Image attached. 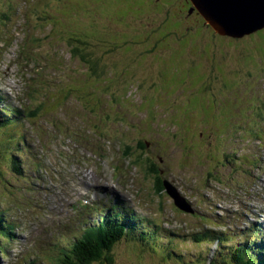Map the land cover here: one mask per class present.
I'll return each instance as SVG.
<instances>
[{
    "label": "rangeland",
    "instance_id": "1",
    "mask_svg": "<svg viewBox=\"0 0 264 264\" xmlns=\"http://www.w3.org/2000/svg\"><path fill=\"white\" fill-rule=\"evenodd\" d=\"M56 1L0 0L2 10L11 5L9 24H0V94L5 104L9 108L23 105L30 88L42 80L41 86H45L44 80L49 79L56 85L62 78L65 93L40 88L35 97L30 90L25 101L27 113L33 106V131L44 138L52 135L55 140L63 139L53 150L40 135L53 157L58 150H68L67 156L77 153L96 163L100 159L93 152L110 147L117 151V145L128 148L129 164L133 165L129 177L135 175L142 182L141 203L163 223L165 233L160 243L174 240L170 256L174 262L187 264L188 258L205 253L228 257L233 251L245 253L256 264L264 261V254L255 249L259 244H252L255 234L264 231V223L254 224L251 233L249 229L254 226L243 230L249 223L264 219V201L260 200L264 198V184L257 177L264 172V161L259 154L263 169L250 168L239 157L252 148V140L257 141L252 133L264 128V29L242 40L219 37L200 16L187 15L189 5L183 0H58L56 12L50 14L49 6ZM105 8L107 14L100 13ZM31 11H36L38 22L33 20L38 25L26 17ZM48 23L54 26V32ZM97 27H102L100 33L93 31ZM75 31L92 33L90 41L96 55L90 58L96 60L102 57L99 52L105 45L99 37L106 38L107 34L108 40L113 34L121 42L120 49L107 57L103 72L91 75L90 68L72 56L69 45L76 37H69ZM30 36L47 37L28 48L38 59L33 58L31 66L29 61L14 66L17 52H8L2 43L18 46ZM120 64L124 65L119 68ZM119 88L121 95L111 96L112 90ZM23 125L25 139L20 146ZM26 129L31 130L26 120L11 130L1 128L0 145L13 139L20 151H30ZM258 137L264 140L262 133ZM143 143L145 148L140 149ZM255 144L256 151L264 148V142ZM3 150L0 147V184L4 182L0 199L16 191L11 200L21 196L27 201L21 188L33 174L14 175L15 167H9L8 162L14 148L11 154ZM15 153L18 164H22L21 152ZM41 158L37 154L35 162ZM152 167L156 175L151 177L146 171ZM160 180L166 192L156 189ZM39 185L42 191L33 200L34 206L48 199L51 194L46 189L55 186ZM172 189L179 197H171ZM109 202L118 201L112 197ZM175 202L194 214L179 210ZM136 216L143 217L135 214L130 219ZM105 217L104 212L97 224ZM203 217H210V222ZM203 229L219 231L231 246L209 243L204 251L199 249L196 237L189 234ZM40 236L57 239L53 233L41 232ZM118 249L129 258L122 261L116 251L114 264L156 261L148 253L137 257L131 249ZM184 251L189 255L178 259ZM162 264L171 263L162 260Z\"/></svg>",
    "mask_w": 264,
    "mask_h": 264
},
{
    "label": "trees",
    "instance_id": "2",
    "mask_svg": "<svg viewBox=\"0 0 264 264\" xmlns=\"http://www.w3.org/2000/svg\"><path fill=\"white\" fill-rule=\"evenodd\" d=\"M183 2L185 3L186 0H183ZM96 3H98V2H96ZM6 7L11 9L10 4L7 5ZM8 8H6L5 10L0 9V24L1 25L9 24L10 10H8ZM100 13L107 14V9L105 8V9L101 10ZM41 21H42V19H41ZM41 25H43V24L40 23V26ZM49 25L52 26L51 24H49ZM117 27H120V26L117 25ZM100 29L102 30V27H97L93 31H95V33H100ZM52 30L54 32L53 26H52ZM108 30H109V32L114 33L113 30H111L109 28H108ZM260 33L261 32H259L258 35ZM91 34L92 33H86V31H82V34H77L78 36L69 45V48H70V53L72 54V56L75 58H79L86 66H88L90 68L89 69L90 74L94 75V73L96 71L103 72V70L105 69V64L108 61L107 57L110 56V54H113L114 52H116L118 49H120L118 47L120 46L121 42L119 40H115L114 36H112L113 34L109 35L108 40H107V34L105 35L106 38L104 37V35L99 37V39L102 40L105 45L103 46V51L99 52V54L102 57H97V60H96L94 57L90 58V55H92V56L96 55L94 50H93L94 44H93V42L90 41V35ZM97 35H99V34H97ZM46 38L47 37H44L42 39L37 38V41L41 42V41L45 40ZM31 40L35 41V38H32ZM234 40H238V39L236 38ZM99 43H101V41H99ZM0 51H2L1 48H0ZM123 65L124 64H120L119 68H121ZM140 86L141 85H139V87ZM120 89L121 88H119L118 90H112L111 96L115 97L117 94L121 95V93L119 92ZM115 91H118V92H115ZM20 117L22 118L23 122H25L24 117L22 115ZM0 127H2V125H0ZM23 129H24V125H23L22 133H21L22 136H23ZM139 148L142 149V146H139ZM10 163L14 164L13 159L10 160ZM153 172L156 173V171H154V170H153ZM3 183L4 182H2V184ZM2 184H0V186ZM161 190L162 189H160V191ZM111 242L116 243L117 238L111 237V236L106 237V238L102 237L101 239L94 237L93 240L90 239L89 242L87 239H85L84 242L81 241V242L75 244L74 246L70 247L68 255L64 256L63 259L61 258L60 260H58V264H103L102 258L104 257L105 253H108V252H105L104 249L106 248V251H108L109 250L108 243H111ZM263 253H264V250H263ZM64 258H66L65 261H63ZM217 261H219V260L216 259L213 262H211V264H217L218 263ZM199 262H201V261H199ZM219 262L221 264H256V262H254V260L251 257H249L248 255H246L243 252H237V251H233L230 254V256H228V257L221 256ZM108 263L110 264V262H108ZM257 264H264V261L257 263Z\"/></svg>",
    "mask_w": 264,
    "mask_h": 264
},
{
    "label": "water",
    "instance_id": "3",
    "mask_svg": "<svg viewBox=\"0 0 264 264\" xmlns=\"http://www.w3.org/2000/svg\"><path fill=\"white\" fill-rule=\"evenodd\" d=\"M190 1L205 23L219 36L241 39L264 29V0ZM192 11L193 8L189 14Z\"/></svg>",
    "mask_w": 264,
    "mask_h": 264
},
{
    "label": "bare ground",
    "instance_id": "4",
    "mask_svg": "<svg viewBox=\"0 0 264 264\" xmlns=\"http://www.w3.org/2000/svg\"><path fill=\"white\" fill-rule=\"evenodd\" d=\"M13 46H15V45H13ZM22 116H23V115H22ZM23 117H24V116H23ZM24 120H25V118H24ZM24 133H25V127H24V129H23V135H24ZM89 180H90V179H89ZM84 184H85V186L91 187V184L89 183V181H86ZM262 200L264 201V198H263ZM89 227L92 228V229H95L96 224H95V223H92ZM0 244H2V241L0 242Z\"/></svg>",
    "mask_w": 264,
    "mask_h": 264
},
{
    "label": "clouds",
    "instance_id": "5",
    "mask_svg": "<svg viewBox=\"0 0 264 264\" xmlns=\"http://www.w3.org/2000/svg\"><path fill=\"white\" fill-rule=\"evenodd\" d=\"M191 8H193L194 10H196L195 7L193 6V4L191 5ZM196 11H197V10H196ZM197 15H199V14H197ZM218 36H219V35H218Z\"/></svg>",
    "mask_w": 264,
    "mask_h": 264
}]
</instances>
